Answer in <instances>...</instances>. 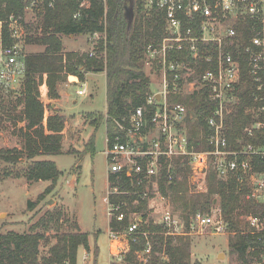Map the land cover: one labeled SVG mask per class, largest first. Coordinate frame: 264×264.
Here are the masks:
<instances>
[{"label":"trees","instance_id":"16d2710c","mask_svg":"<svg viewBox=\"0 0 264 264\" xmlns=\"http://www.w3.org/2000/svg\"><path fill=\"white\" fill-rule=\"evenodd\" d=\"M86 1L87 7H81ZM131 2L132 19L126 15V4ZM51 4V7H49ZM30 0H0V21H6L11 15L22 21ZM39 11V25L34 34H27L25 45L43 46L44 50L36 54L25 55V74L19 92H11L4 97L0 90V130L5 123L18 129L22 147L0 149V161L18 164L22 159L28 161L24 170L27 182H50L38 200L50 194L61 175L53 161L38 159L40 157L63 154L62 140L65 129V117L59 113L52 103L59 99L58 85L68 76L85 81L87 73H105L106 81V112L104 114L88 113L84 117L93 119L91 125L97 129L101 121H105L106 135L109 140L118 133L117 123L123 120L133 109L144 106L149 88V77L143 71L145 53L149 45L156 46L165 35V14L157 9L147 10L142 0H44ZM77 15V17H75ZM197 22L184 19L183 29L197 28ZM252 22L241 20L236 23L237 36L225 41L224 52L230 53L241 64V78L237 86L238 100L227 106L225 117V134L229 150H238L247 145H258L260 136L247 137L244 130L254 119L247 112L254 106V83L249 74L248 54L245 47L255 35ZM3 43L10 45L8 26L2 25ZM103 34L98 41L95 54H78L62 51L61 36ZM103 53V56L101 54ZM217 45L206 43L200 46L199 56L194 61L185 52H170L168 59L189 63L194 69L195 79L200 81L205 70H213L214 63L205 62V57L215 56ZM192 79V78H191ZM13 94V95H12ZM46 98L50 102L44 103ZM189 108L192 120H188L189 145L196 152L209 151L207 119L213 114L216 105L210 100L207 87L194 90L190 94L171 97ZM170 98V99H171ZM94 136L86 142L81 154L92 153ZM190 158L181 157L175 161L174 181L168 183L165 176L160 180L162 194L170 199L171 204L179 210V215L189 226L190 218L197 212L208 213L214 206L215 199L219 206L222 219L228 226L231 238L228 250L235 256L238 264H257L264 257V206L248 198L250 188L245 180L239 181L236 175L220 179L217 173L209 169L206 173L205 192L196 191L191 183L192 171ZM256 171L264 169L263 164L253 161ZM165 174V172H164ZM110 187L117 186L119 191H130L129 182L123 175H109ZM133 195H110L111 204L126 203L129 211H140L144 218L149 210L145 203L134 207ZM34 204L28 203V208ZM126 209V207H125ZM243 217L258 220L256 227H251ZM60 221H65L61 210L46 214L31 225L28 232L17 233L8 231L0 234V264H77L79 248L89 251L88 234L78 229L74 223V231L56 232L55 243L41 254V242L47 241L45 231ZM129 218L117 222L109 221V228L116 231L124 230ZM39 229L45 230L43 232ZM142 230L149 233L151 253L146 262L137 258V252L144 249V240L131 244L125 254L127 264H199L190 260V241L188 236L171 237L163 234L161 225L149 219L142 225ZM95 249L94 252H96ZM96 254V253H95Z\"/></svg>","mask_w":264,"mask_h":264},{"label":"built area","instance_id":"2783aa9c","mask_svg":"<svg viewBox=\"0 0 264 264\" xmlns=\"http://www.w3.org/2000/svg\"><path fill=\"white\" fill-rule=\"evenodd\" d=\"M43 1L30 0L27 10L39 11ZM142 1L147 10L157 9L165 14V35L159 44L147 47L144 63L162 73V82L157 90L147 95L144 106L130 111L124 123H117L119 131L112 140L107 135L105 138L108 177L123 175L132 189L121 192L117 186L110 187L105 198L109 220L115 218L117 222H123L129 218L124 230L109 228L108 231L109 253L118 261L124 260L131 244L143 239L145 247L137 252V258L146 262L152 245L149 233L142 230V225L151 218L154 224L162 226L165 236L171 237L201 235L207 229L213 234L227 230L220 210L217 215L197 212L186 227L172 208L170 199L162 194L160 180L165 176L168 183L174 181L175 161L181 157L190 158L192 179L204 176L209 169L215 171L220 179L236 175L239 181L247 182L250 188L248 198L264 206V169L256 171L253 167V161L264 166V0ZM84 4L85 1L81 7ZM184 19L197 22V28L183 29ZM241 20L251 21V29L255 32L250 44L245 47V53L249 56V74L255 89L254 106L249 110L254 122L244 130V134L247 137L260 136L261 140L258 145L250 144L238 150H229L225 117L228 114L227 106L238 100L236 91L241 78V64L230 53L224 52V43L230 41L232 44L237 36L235 25ZM22 22L20 17L13 15L6 21H0L2 91L15 90L25 74L23 50L27 34ZM3 24L8 26L9 37L13 41L10 45L3 43ZM206 43L217 45L216 55L205 57V62L214 63L215 68L205 70L200 81L184 84L186 75L188 78L192 76L194 69L189 63L168 59L169 53L185 52L197 64L195 60L199 56L200 46ZM73 79L76 82L70 83L78 84L77 77ZM204 87L209 88L210 100L216 105L213 114L206 120L211 150L196 152L188 141L186 121L192 120V114L186 105L171 97L190 94ZM76 94L84 96L86 89L81 85ZM117 194L133 195L134 207L143 202L152 211L145 213L147 217L144 218L140 211L130 212L126 203L111 204L109 196ZM248 219L252 227L257 226V219ZM257 264H264V257Z\"/></svg>","mask_w":264,"mask_h":264},{"label":"rangeland","instance_id":"374dc122","mask_svg":"<svg viewBox=\"0 0 264 264\" xmlns=\"http://www.w3.org/2000/svg\"><path fill=\"white\" fill-rule=\"evenodd\" d=\"M84 6H88L86 1ZM39 22L40 18L35 10H26L22 22L26 34H34ZM103 38V34L61 36L62 51L63 53L76 52L93 55L96 52L95 48L98 41ZM43 50V46L24 45L23 52L24 55L36 54ZM143 71L149 77V88L157 90L162 82V73L145 64ZM193 75L190 76L192 79L186 75L184 84H191L196 81ZM68 77L59 83L60 97L52 103V107L56 108L66 120L62 140L63 154L38 158L53 161L61 175L53 191L44 195L42 200H38V196L43 194L50 182H27L23 173L28 164L25 159L15 165H8L0 161V234H5L8 231L28 232L30 226L38 222L46 212L61 210L65 221H60L47 231L38 230L40 232L45 231L47 235V241L41 242L40 245L42 255L47 252L49 246L55 243L54 234L56 232L74 231L73 224L77 223L78 229L88 234L89 245L93 247V253L87 259L83 258L80 252L77 264H127L124 260L118 261L111 256L108 247L110 220L107 216L105 198L108 197L110 185L108 182V163L104 155L106 146L105 121H101L96 129L91 125V122L93 119H98V115L97 117L93 116L91 121L84 117L88 113L104 114L106 112L105 73L85 74L86 82H81L77 78L78 84H71L70 82L76 81ZM21 83L11 92H19ZM196 84L198 83L196 82ZM81 85L87 90L84 96L76 94ZM11 92L1 90L4 97H8ZM41 100L44 103L50 102L46 98ZM249 110H247L248 113H250ZM22 126H24L23 122L17 123L16 127L8 123H5L3 127L1 126L0 149H19L22 147L21 138L18 136V129ZM91 136H94L93 152L79 155L83 152L85 144ZM191 183L196 191L205 192L206 174L202 177L191 178ZM215 200L214 206L208 212L210 215H217V211H219L217 199ZM29 202L34 204L30 209L28 208ZM171 206L179 215V210L172 204ZM151 211L149 209L147 212L150 213ZM243 219L249 223L248 217H243ZM231 235L227 227L225 232L219 234H213L211 230L207 229L201 235L190 236L191 262L238 264V260L235 256H231L228 250ZM95 249H97L96 252H94ZM86 253L88 252L86 251Z\"/></svg>","mask_w":264,"mask_h":264},{"label":"crops","instance_id":"0c3cea01","mask_svg":"<svg viewBox=\"0 0 264 264\" xmlns=\"http://www.w3.org/2000/svg\"><path fill=\"white\" fill-rule=\"evenodd\" d=\"M87 74H91V73H87ZM88 76V75H87ZM73 78H76V77H74L73 76ZM86 82V81H85ZM71 84H74V83H71ZM84 85V84H83ZM86 89V88H85ZM87 91V90H86ZM95 247H97V246H95ZM94 247V248H95ZM109 247V246H108ZM92 248L93 247H91L90 245H89V251H87L88 253H86V251L83 249V248H79L78 249V253H77V259L79 258V254H80V252H81V256H83V258L85 257L86 259L89 257V256H91L92 255V253H93V251H92ZM97 249H98V247H97ZM86 261V260H85Z\"/></svg>","mask_w":264,"mask_h":264},{"label":"water","instance_id":"95a60500","mask_svg":"<svg viewBox=\"0 0 264 264\" xmlns=\"http://www.w3.org/2000/svg\"><path fill=\"white\" fill-rule=\"evenodd\" d=\"M125 10H126V17L129 18V20L132 19V7H131V2H127L126 4V7H125ZM157 99H158V96H157ZM216 202V201H215Z\"/></svg>","mask_w":264,"mask_h":264}]
</instances>
